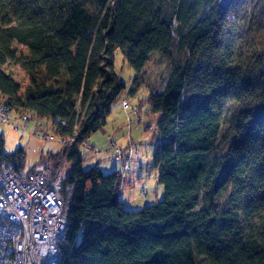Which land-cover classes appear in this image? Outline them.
Segmentation results:
<instances>
[{"label": "trees", "instance_id": "obj_1", "mask_svg": "<svg viewBox=\"0 0 264 264\" xmlns=\"http://www.w3.org/2000/svg\"><path fill=\"white\" fill-rule=\"evenodd\" d=\"M118 52L136 72L130 97L153 53L170 68L135 105L159 115L164 197L124 209L119 173L84 171L76 144L58 264H264V0H0V97L54 136L78 143L106 127L126 89ZM6 161L23 170L25 154L1 140Z\"/></svg>", "mask_w": 264, "mask_h": 264}, {"label": "rangeland", "instance_id": "obj_2", "mask_svg": "<svg viewBox=\"0 0 264 264\" xmlns=\"http://www.w3.org/2000/svg\"><path fill=\"white\" fill-rule=\"evenodd\" d=\"M2 69L7 74L12 75L22 87L28 84V76L19 65L9 63ZM145 71L147 74L145 85L136 96L130 97L128 91L136 77V72L124 60L121 53H116L115 73L125 84L126 89L120 99L112 106L106 127L91 135L90 138L78 143L75 142V139L78 141V137L64 139L54 136L47 130L49 124L45 120H38L34 114H18L12 110L5 111L8 107L0 97V141L3 140L4 151L14 154L19 150H23L25 154L23 170H16L12 162L6 161L0 164V173H3V169H8L27 178L33 174L37 166H43L38 171L46 179V184L53 183L54 188L61 194L64 178L69 174L72 167V164L68 161V156L72 147L77 144L80 154L84 156L82 164L84 171L98 166L102 169L103 174L119 173V201L124 209L137 211L157 204L164 197V188L158 183L157 170L153 166V157L159 150L160 142L158 141L157 131L155 129L151 132L148 131L145 128V123L157 124L159 115L152 114L145 104L140 108V115H135L131 111L123 109L125 98L130 101L131 105H136L139 100L148 96L149 88L158 90L165 87L170 68L167 62L161 60L159 53L152 54ZM58 122L64 123L60 120ZM130 139L139 145V160L133 159L128 173L125 174L121 168L123 161L116 157L115 149L124 150V155L127 156ZM112 142L115 147H112ZM95 150L101 152L95 154ZM48 152L57 154L55 166L51 162V158H48ZM64 231L60 234L59 240ZM37 262L38 264H50L45 257H38Z\"/></svg>", "mask_w": 264, "mask_h": 264}, {"label": "built area", "instance_id": "obj_3", "mask_svg": "<svg viewBox=\"0 0 264 264\" xmlns=\"http://www.w3.org/2000/svg\"><path fill=\"white\" fill-rule=\"evenodd\" d=\"M123 109L140 115L137 106L126 100ZM145 128L150 132L155 129L160 136L156 124L146 122ZM128 143L127 156L124 150L115 149L116 157L123 161L121 168L125 174L132 160H139V145L132 139ZM100 152L95 150V154ZM41 167L37 166L27 178L8 169L0 173V264H38V257L56 264L60 258L57 244L66 225L64 200L53 183L46 184L38 171ZM42 207L46 210L40 214Z\"/></svg>", "mask_w": 264, "mask_h": 264}, {"label": "bare ground", "instance_id": "obj_4", "mask_svg": "<svg viewBox=\"0 0 264 264\" xmlns=\"http://www.w3.org/2000/svg\"><path fill=\"white\" fill-rule=\"evenodd\" d=\"M138 110H139V108H138ZM139 113H140V110H139ZM156 128H157V126H156ZM158 129V128H157ZM157 137H158V141L160 142L162 139H161V137L158 135V133H157ZM138 159H139V157H138ZM46 210V208L45 207H42L41 208V212H40V214H42V213H44V211ZM64 216V215H63ZM65 217V216H64ZM66 226V225H65ZM38 260V259H37Z\"/></svg>", "mask_w": 264, "mask_h": 264}]
</instances>
